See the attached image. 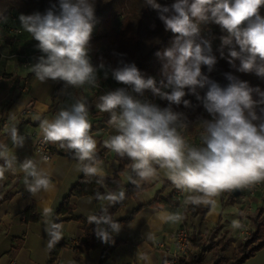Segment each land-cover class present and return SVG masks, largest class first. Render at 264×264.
I'll list each match as a JSON object with an SVG mask.
<instances>
[{
    "label": "clouds",
    "instance_id": "clouds-1",
    "mask_svg": "<svg viewBox=\"0 0 264 264\" xmlns=\"http://www.w3.org/2000/svg\"><path fill=\"white\" fill-rule=\"evenodd\" d=\"M95 5L96 0H57L43 14H21L18 19L42 53L30 66L41 83L52 80L73 88H97V72L102 70L105 78L110 71L115 81L126 86L101 95L95 107L109 114L108 123L116 130L105 146L131 161L129 182L140 187L141 182L156 180L162 171L175 188L188 193L185 205L213 208L224 192L264 183V90L251 87L230 73L224 74L226 86L211 80L201 70L206 66L211 72L217 63L211 40L201 38L197 42L202 23L218 25L226 33L220 37L221 58H225L227 47V60L232 67L238 60V72L264 78V17L260 15L264 0H174L164 6L156 0H145V6L157 11L164 30L175 34L171 46L156 53L161 62L159 86L154 77L145 78L135 63L121 61L116 68L104 63L93 66L90 40L96 22ZM5 19L0 13V20ZM205 88L201 96L198 89ZM146 89L166 100L168 106L161 108L133 97L132 93L142 94ZM189 94L210 117L199 121L200 146L189 143L181 134L180 129L188 127L187 118L173 108L192 107L185 99ZM91 128L86 97L62 108L52 119L40 121L43 143L57 144L70 152L78 161L79 172L103 183L107 173L98 162L97 141L90 134ZM8 134L15 148L23 147L25 137L18 133L16 125ZM0 161V181L6 179V173H15L19 168L30 194L53 187L50 174L43 167L30 158L18 162L16 156L9 155L6 144H0ZM96 198L106 200L107 205L98 214L90 215L88 221L95 225V235L109 243L111 235L122 228L109 213V207L121 203L125 192L118 187L103 195L97 193ZM158 215L171 223L184 219L179 211L162 210ZM45 216H51V209H45ZM45 223L52 247L61 238L60 227L50 219ZM232 226L244 227L239 220H234Z\"/></svg>",
    "mask_w": 264,
    "mask_h": 264
},
{
    "label": "crops",
    "instance_id": "crops-1",
    "mask_svg": "<svg viewBox=\"0 0 264 264\" xmlns=\"http://www.w3.org/2000/svg\"><path fill=\"white\" fill-rule=\"evenodd\" d=\"M4 31L0 29V46L5 54V57H0V144H6L9 155L16 156L18 162L30 158L39 167H43L50 174L53 187L35 195L30 194L24 184V173L19 168L15 173H6V179L0 181V264H163L167 255L174 249L172 235L181 225L187 226L191 234L200 232L206 239L213 236V240H217L221 236L223 232L220 196L216 199V206L214 208L209 206L208 211L203 215L191 216L189 214L186 217L185 211L189 205H185L184 200L188 193L182 192L175 186H168L161 192V196L168 197L176 189L179 194H174L177 199L175 204L162 202L159 207H143L129 220L119 222L122 228L119 233L111 235L109 243H103L96 236V244L87 247L84 245V240H86L84 222L75 217L88 220L90 215L98 214L101 207L107 205V201L99 200L92 195L71 196L72 214L67 215V218L66 216L58 217L62 220L58 225L61 232L59 240L63 244L55 261L49 263V234L46 231L45 221L50 219L54 223L55 209L82 172L77 170L78 161L66 150H63V153H53L48 161L42 160L35 152L34 137L41 134L40 121L52 119L62 108L70 106L80 97H86L89 104V120L92 124L90 134L97 141L96 154L102 153L98 162L106 171L107 176L113 177L118 163L115 153L107 148L104 142L110 136L115 135L116 130L108 123L109 114L100 112L95 105L105 92L122 86L118 85L110 71L105 78L104 72L98 70L97 77H100L110 87L104 86L99 90L88 85L82 88H73L68 85L52 99L56 81L48 80L46 83H41L30 68H23L15 57L18 51L33 52L37 49L35 45L38 42L22 30L19 39L12 45H7ZM102 63L114 68V65ZM115 84L118 87L111 88ZM159 100L161 99L158 97L157 101ZM24 109H28L25 115L22 114ZM3 120L8 122L5 127L2 126ZM13 125H16L18 133L25 137L23 147L15 148L12 144L8 130ZM190 127L188 125L187 132ZM196 135L197 131H194L191 136L188 135L189 141H193ZM2 163L3 161H0V164ZM129 170L130 167L119 174L122 190L130 183L127 178ZM166 180L169 179L161 171L156 180L141 182L140 187L145 186V188L131 196L125 206L112 214L113 218L117 220L126 217L139 202L149 201ZM112 190L114 189L106 190L103 194ZM32 207L33 210L30 213L37 211L42 216L36 221L27 222L23 213ZM45 209H51L50 217L45 216ZM162 210L172 213L179 211L184 219L178 223L165 222L158 215ZM211 229L213 230L210 231ZM237 241L239 240H230L225 251L226 255L231 254ZM104 247H109L110 251L107 258L101 262ZM200 251L195 248V253L199 254ZM144 256L149 259L145 261ZM203 259L207 264H215L212 252H205ZM243 264H264V247Z\"/></svg>",
    "mask_w": 264,
    "mask_h": 264
},
{
    "label": "trees",
    "instance_id": "trees-1",
    "mask_svg": "<svg viewBox=\"0 0 264 264\" xmlns=\"http://www.w3.org/2000/svg\"><path fill=\"white\" fill-rule=\"evenodd\" d=\"M57 0H37V9L38 12L43 14L52 3H56ZM157 3L164 5H170L174 3V0H156ZM107 5H102L101 0H96L95 5V17L96 21L101 19L100 24H107L111 20V15L106 13ZM11 12V7L5 8L0 13H3V16L6 17L5 20H0V29H4L11 20L9 13ZM136 15V10L132 7L129 11L124 15L122 25L119 31H115L113 28H109L107 31H98L97 37H106L109 44V57L115 59V66H121L120 62L124 63H135L138 69L144 74L145 78L147 76H152L156 79L157 84L159 86V81L161 80L160 76V68L161 62L159 58L156 56L157 52H163L166 48L171 46V43L174 39L175 34L171 31H165L162 22L158 19L157 11L152 9L150 6L142 5L141 15L138 16V21L136 25L132 24V17ZM260 15L262 17V7L260 9ZM17 25V23H15ZM143 24L145 25V29H143ZM100 26V25H99ZM5 32V31H4ZM220 27L212 22L202 23L200 25V36L197 37V42L201 38L210 39L212 38L214 41H220V37L225 35ZM221 42V41H220ZM227 49V47H225ZM122 54V55H121ZM225 54V58H221L220 54H217L218 61L221 62L222 66L220 68L221 73L224 75L225 73H230L236 77L242 72H238L236 67L239 66V62L236 60L234 64L236 67H232L227 60V53ZM202 72L206 75L207 67L202 66ZM225 76V75H224ZM68 86L63 81H56L53 91H52V99H54L59 91L62 88ZM254 87H259L261 90H264V81L260 85H255ZM151 91V90H144ZM143 91V92H144ZM202 89H198L199 94L201 95ZM133 97L136 98L139 93H132ZM194 95H186L185 99H188L191 102L192 107L185 108L183 105L177 107L173 105L174 110L183 112L187 118V125L192 126L193 123L198 119L201 106L199 101L194 99ZM254 95V99H256ZM162 103L168 106V102L166 100H161ZM57 153H63V150L57 151ZM97 159L99 160L102 156V153L96 154ZM115 159L118 163V166L115 170V174L113 177L107 176V178L103 181V183L98 182L96 177H86L83 173H81L80 177L77 181L71 186L69 192L63 197L57 208L55 209L54 216V224L61 222L62 220L58 217L66 216L72 214V210L70 207V197L71 196H84V195H92L97 197V193L103 194L106 190L116 189L121 186V179L119 174L126 168L130 167L131 161L126 157L121 158L115 154ZM133 177L135 178L134 174ZM168 186H174L170 180H166L163 183V186L158 189L155 195L146 202H139L137 207L134 208L131 213L123 217L121 219H117V222H122L129 220L133 217V215L143 207L146 206H161L160 203L167 202L169 204H175L177 199L175 197V190L168 197H162L161 192L167 188ZM142 187H136L133 183H129L124 186L125 199L114 206L109 207L110 214H113L118 209L122 208L126 205L128 199L137 193ZM222 204L225 202H236L239 197H235L231 192H224L220 195ZM209 207L206 206H192L189 205L186 208L185 215L186 217L195 216L197 214L203 215L206 211H208ZM32 209H28L23 213L25 221H36L41 218V213L34 211L30 213ZM253 229L251 235L248 239L244 241H240L239 249L236 253H234L231 257L225 255L224 250L225 247L221 249V253H218L215 246L217 244L207 243L208 239H204V236L200 232L192 233V241L196 249H200V253H194L191 258L188 260L187 264H207V262L203 259V254L205 252H211L213 255H216L215 264H243L247 259L254 256L257 251L264 247V208L258 207L253 214ZM66 218H63L66 220ZM76 219L82 220L84 222V229L86 231V240H84V245L87 247L94 246L96 244V235H95V225L90 224L86 218L83 217H75ZM51 237L49 236V243ZM62 241L58 240L55 242L52 247H49V263H53L57 258L59 249L62 246ZM110 248L104 247L101 255L100 261L103 262L108 254Z\"/></svg>",
    "mask_w": 264,
    "mask_h": 264
},
{
    "label": "rangeland",
    "instance_id": "rangeland-1",
    "mask_svg": "<svg viewBox=\"0 0 264 264\" xmlns=\"http://www.w3.org/2000/svg\"><path fill=\"white\" fill-rule=\"evenodd\" d=\"M102 5H107L106 8V13L111 15V20L104 25H101V19L95 22L93 32H92V37L90 40V46H91V52L90 56H92V64L93 66H96L102 62L109 63V65H114L115 66V59L109 57V44L108 40L106 37H97L98 31H107L109 28H113L115 31H119L120 27L123 22L124 15L131 9L132 7L136 10V15L132 17V24L136 25L138 21V16L141 15L142 12V5L145 4V0H101ZM11 7V12L9 13V16L11 18L14 17L17 25L20 27V22H19V15L24 14V15H29L34 12H38L37 9V0H0V11H3L5 8ZM100 25V26H99ZM21 28V27H20ZM22 29V28H21ZM143 29H145V25L143 24ZM23 30V29H22ZM220 41H211L212 45V53L214 56H216L217 59V54H220L218 51L220 47ZM238 50V48H237ZM228 49H224V53H227ZM25 52V51H24ZM238 61V60H237ZM20 62V61H19ZM239 62V61H238ZM222 64L220 61L217 59V63L214 65L213 69L211 72L207 70L206 75L211 79L214 80L215 82L219 83L221 86H226L228 81L226 77L221 73L220 68ZM144 75V74H143ZM148 77V76H147ZM146 77V78H147ZM99 81L100 87L98 88L99 90L102 89L104 86H108L105 81H103L100 77H97ZM238 78L241 81H246L248 82L249 86L254 87L255 85H260L263 81L264 78L258 77L255 73H240L238 75ZM118 85H121L122 87H126L125 85L118 83ZM90 87V86H89ZM118 87L116 84L111 87V88H116ZM130 90V89H129ZM201 91V96L205 89H202ZM170 91V89H168ZM254 98V97H253ZM157 105H159L161 108L166 107V104L162 103L161 100L156 102ZM201 106V112L198 117V120L194 125L190 127L188 130L187 134L192 135L194 131H197L201 128L199 125V119H209L208 113L203 109L202 105ZM261 107H264L262 105ZM257 114H259V108L256 109ZM239 202V199L236 201ZM242 202V201H240ZM243 204L239 203H231V202H225L222 204L220 203V210L222 213V234L217 240H213V236H210V239L208 238L207 243H212L215 242L214 244H217L215 246L216 250L218 253H221V249L225 247L224 253L230 244L231 239L239 240L241 237L239 236V229H235L232 226V222L234 220H239V216L241 215L240 213V207L245 204V202H242ZM256 205V204H255ZM260 207V205L258 206ZM256 211V207L249 211L248 217H249V222L251 226L253 227V214ZM211 229L210 231H212ZM213 235V234H212ZM204 238L203 240H205ZM239 244L240 241H237L234 249L230 252L231 254L226 255L228 257H231L234 253H236L239 249ZM212 252V251H211ZM213 254V253H212ZM214 259L216 260V255H213Z\"/></svg>",
    "mask_w": 264,
    "mask_h": 264
},
{
    "label": "built area",
    "instance_id": "built-area-1",
    "mask_svg": "<svg viewBox=\"0 0 264 264\" xmlns=\"http://www.w3.org/2000/svg\"><path fill=\"white\" fill-rule=\"evenodd\" d=\"M262 13L264 16V7H262ZM15 23L16 21L13 17L5 27V33H6L5 43L7 45H12L21 36L22 29ZM210 40L213 41L212 38H210ZM0 41H1V36H0ZM40 55H42V53L38 49H35L33 52L30 53L22 52V51H18L15 53V57L20 61V64L23 68H30V66L34 64L35 59ZM0 57L2 58L5 57V54L2 52L1 46H0ZM98 85H99V81H98ZM99 87L100 85L97 88ZM106 93L107 92H105V94ZM204 93L205 91L202 93V96L204 95ZM157 98L158 97L154 96L151 91H144L142 94H139L135 99H138L142 102L147 100L156 104ZM194 99L196 98L194 97ZM26 113H28V109L22 110L23 115H25ZM7 125L8 122L6 120H3L2 126L5 127ZM201 130H202L201 128L198 130L196 138L193 141H189L186 129H180L181 134L185 137V139L188 140L189 143L194 144L196 146H200L199 134ZM34 150L38 155H40L41 158L47 157L48 158L47 161H48L50 160L51 155L53 153H57V151L63 149H60L57 144L43 143L42 134H39L34 137ZM174 193L176 195L179 194L177 190H175ZM238 197H239V202L237 203L241 205L243 204L242 202H245V204L240 207L241 215L239 216V221H241V223L244 225L243 228L239 229V236L241 237L239 241H244L249 238L253 229V227L249 222V217L247 213L253 210L255 207L257 209L259 205L260 207L264 208V183H259L253 187L241 189V194ZM172 242L174 245V249L172 250V252H170L167 255L163 264H166V262L167 264H187L188 260L195 253V246L192 241V234L190 229L185 225H181L172 235Z\"/></svg>",
    "mask_w": 264,
    "mask_h": 264
},
{
    "label": "water",
    "instance_id": "water-1",
    "mask_svg": "<svg viewBox=\"0 0 264 264\" xmlns=\"http://www.w3.org/2000/svg\"><path fill=\"white\" fill-rule=\"evenodd\" d=\"M231 193H232L235 197H238V196H240V194H241V190L232 191Z\"/></svg>",
    "mask_w": 264,
    "mask_h": 264
}]
</instances>
